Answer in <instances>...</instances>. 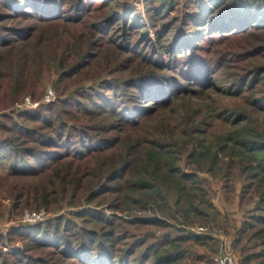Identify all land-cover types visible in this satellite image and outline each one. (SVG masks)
Instances as JSON below:
<instances>
[{
  "label": "rangeland",
  "instance_id": "1",
  "mask_svg": "<svg viewBox=\"0 0 264 264\" xmlns=\"http://www.w3.org/2000/svg\"><path fill=\"white\" fill-rule=\"evenodd\" d=\"M1 1L0 146L8 142L9 160L19 148L59 155H16L35 175L9 173L8 160L0 165V264H82L70 234L80 229L97 264H213L224 249L238 264H264V220L252 219L264 213L254 208L264 206V109L255 102L264 95L259 9L246 28L220 34L192 21L202 2L213 0H43L53 3L46 14L24 1L18 11ZM195 30L189 49L203 63L200 84L173 50L175 38ZM153 74L174 76L175 86L160 102L134 101L131 118L106 111L95 94L112 96L104 87L115 84L114 102L125 106L138 94L125 80ZM48 86L55 99L47 103ZM8 116L30 133H16ZM40 134L56 144L37 143ZM248 134L249 146L240 144ZM75 148L82 155H69ZM26 209L46 216L26 223ZM37 225L44 236L26 231Z\"/></svg>",
  "mask_w": 264,
  "mask_h": 264
},
{
  "label": "trees",
  "instance_id": "2",
  "mask_svg": "<svg viewBox=\"0 0 264 264\" xmlns=\"http://www.w3.org/2000/svg\"><path fill=\"white\" fill-rule=\"evenodd\" d=\"M23 1H24V3H26V7L32 8V9L36 10V12H39V13L42 12L44 14L49 13V11L52 12L51 7L53 6V3L50 2V4H47L45 2L46 3L45 4L43 2V0H30L29 2H27L26 0H5V1L3 0L1 2L7 8L12 9L14 11H18V8L20 9L21 7H23L22 6V5H24V4H22ZM240 1H242V3L240 5H238L240 3ZM240 1L239 0H228L227 3L230 5L227 7H224L225 3L222 4V2H223L222 0H213V2L209 1L207 3L204 1V2H202V6H201L202 10L200 11V14L193 17V19H192L193 24H195V26H201V27L204 26L203 31H207V28H208L211 32L218 31L220 34H222V33L228 32L230 30L232 32L236 29L241 30V29L246 28L247 20L249 21L251 19V17H253V14L257 13L258 9L260 11L261 6H262V9L260 12L258 11V15L261 14L260 18H262V16H264V0H240ZM210 2H211V4H210ZM232 3H235L238 6L233 7ZM262 3H263V5H262ZM43 4H45V6L42 7V9H40V6ZM82 5H83V7L87 6L85 8L88 9V5H84L83 2H81L80 6H82ZM22 12L25 13L27 11L25 8H23ZM188 19H191V18H188ZM262 21H264V20L262 19ZM259 22H260V20H259ZM236 23H238V24L236 25ZM254 23H256V22H254ZM262 23H264V22H262ZM262 23L258 24V25H262ZM196 29L200 30L198 28H196ZM197 30L189 33L188 35L186 33L185 36L181 35L180 37L175 38V42L173 43V45H174L173 50L177 51L176 57L177 58L179 57L178 58V60H180L179 64H183V66L185 67V68H183V71L188 73L189 76H191L188 78H192L198 84H200V82L204 78V73H205L204 68L200 69L203 66V63L201 64L200 60L196 59L197 56L193 53H190V49H189V47H191V46L193 48L196 47L195 46L196 44L193 43V41L196 40L197 38H199L198 37L199 35H195ZM172 48H173V46H172ZM179 54H181V56H178ZM149 60L153 61V57L151 56ZM256 80H257V77H253L250 80V83L255 84L257 82ZM116 85L121 86L122 84L117 83ZM235 85H236L237 90H243V86L245 85V83H242V81H240V79H239V82L237 80ZM104 86L105 85L103 84L102 87H104ZM125 86L129 87V88L131 87V88L136 89V91L138 93L137 95H136V93H134V94L131 93L132 94V96L130 97L131 99L129 98V100H127V98H126L127 103L125 106H123L122 104H117L118 102H116V103L114 102L115 100L113 97L115 96V94H114L115 93L114 87H116L115 84H113L110 87H106V86L104 87L106 89L111 90L110 94L112 96L106 95L104 93H98L99 91L95 94L98 95V98L102 102H105V104L107 106L106 111H111V109H114V111L118 112L119 115L124 114V116H123L124 118H126V117L131 118L133 115H136V113H135L136 110L133 111L132 110L133 105H131V104H134V101L136 103L137 101H141L142 99H146V101H149V102H157V101L160 102L161 100H164L166 98V96L170 93V90H169L170 87L175 86V77L174 76H171V77L165 76L164 77L162 75L158 76L157 74L156 75L155 74H153V75H141V77H138V78L133 77V78H128L127 80H125V83H123V87H125ZM127 97H128V95H127ZM137 98L139 100H137ZM255 102H258L260 107L262 109H264V95L261 98H258L257 100H255ZM134 106H137V105L134 104ZM41 109H39V108L34 109L33 111H30V113H32V114H34L35 112L39 113ZM97 109H99V108H97ZM103 112H104V110H103ZM30 113H24V114H22V116L26 117V115L27 116L32 115ZM6 118H8V120L11 121L12 127L14 128L13 130L16 133H18V134L21 133L23 135L30 133L29 132L30 128L26 127L23 123H21V121L16 122L9 116ZM124 118H122V119L124 120ZM51 119H52V123H49L47 125L48 128H50L49 126L53 125L54 119L53 118H51ZM128 120H130V119H128ZM135 121H137V118L135 119ZM54 127H55L54 135L59 136V138L60 137L64 138V134L59 133V132H61L59 126H54ZM56 127L58 129H56ZM82 129H84V128L82 127ZM250 131H252V133H251L252 136L258 137L256 135V132L253 129H250ZM249 139H250V136L248 134L247 137H244V140L240 141L241 142L240 144L248 145V143H250V142H248ZM59 140H61V139H59ZM35 141L37 143H40L43 145H49V144L52 145V143L56 144V142L53 141L51 134L50 135L40 134L38 139H36ZM84 142H85V140H84ZM7 143H4L2 146H0V165L3 164L5 160H8L10 162L8 165V170H9V173H11V174L35 175L36 171L38 170L36 167L25 164L26 161L23 159H21L22 161L20 163L18 162V159L17 160L14 159L15 157H18L22 151L25 153V155L34 158V160L38 159L37 156H39V157L46 156L47 160H51L52 157L59 155V152H56L55 150L54 151L53 150L41 151V150H37V149L33 150L32 148H29V149L27 148V149L21 150L19 148V150L17 149V151H18L17 154L10 155L11 160H9L8 154L10 153V151H8V145H6ZM261 144H262V142H261ZM97 145H98V142L84 146V150L86 151L89 148H95V147H97ZM260 146L261 145L259 142V144H255V145L251 144V146L248 148H249V151H254V150H257L258 147H260ZM124 150L126 151L125 153L128 152V149H124ZM74 153L81 154L82 149L80 150L78 148H75V150L70 152L69 155H72ZM16 155H18V156H16ZM82 157H86V156H82ZM123 160L124 161H122L121 164H118V167L116 168L117 170H121L124 167V164L127 163L126 159H123ZM157 162H158V160H157ZM23 164H25V166ZM39 166L45 167L43 162L41 164H39ZM259 166L260 167L262 166L261 168L264 170V159L259 164ZM78 168H79V166H76V168L74 170H77ZM75 173H76V171H75ZM182 174L185 175V173H183V172H182ZM161 180H164V179H161ZM164 182H166V181L164 180ZM179 187H181V186H179ZM200 190H201V192H204V189H200ZM193 205H194V203H193ZM194 208H195V210L199 211V213L202 212L199 209L200 206H198L197 204L194 205ZM254 208L257 211H259L260 213L262 210H264V206H262V204H260L259 202H258V204L255 205ZM85 212H88V211L85 210ZM202 213L204 216H207L206 213H204V212H202ZM82 214H83V212H81V214H79V216H83ZM89 214H92L93 218L98 216L95 211L89 210ZM254 218H256L257 220L258 219L264 220V213L252 216V219H254ZM26 231L33 232V234H36L38 236H44V233L41 232L39 225L29 227L26 229ZM33 234H31V235H33ZM70 234H73V236L75 235V237H76L75 240L77 241V244L74 246H76V248H78L79 250H82L80 253L81 255L75 256L76 259H78L80 262H82V264H85V261H86V264H97V263H95L94 260H92L93 259V255L91 254L92 251L89 249L88 250L86 249L87 248L86 245L88 244V241H86L85 235L83 234L81 229L79 230V232L76 231V234H74V232L70 233ZM175 252L176 251L168 252L165 255H163L164 257L161 258L162 261L168 263L178 253V252H176V253ZM100 253H105V251H100ZM104 257H106V256L104 255ZM104 259H102V261ZM99 262H101V259Z\"/></svg>",
  "mask_w": 264,
  "mask_h": 264
},
{
  "label": "built area",
  "instance_id": "3",
  "mask_svg": "<svg viewBox=\"0 0 264 264\" xmlns=\"http://www.w3.org/2000/svg\"><path fill=\"white\" fill-rule=\"evenodd\" d=\"M54 99L55 96L53 89L48 86L45 90L43 101L48 103L49 101H53ZM31 103L32 102L29 98L25 99V104L32 105ZM33 105H35V103ZM45 216L46 213L42 209H39L37 211L26 209L23 211L21 219L26 223H37V221H41ZM213 260V264H238L236 259L234 258L233 253L227 249L219 251L214 256Z\"/></svg>",
  "mask_w": 264,
  "mask_h": 264
}]
</instances>
